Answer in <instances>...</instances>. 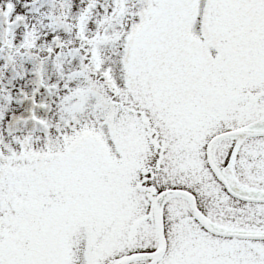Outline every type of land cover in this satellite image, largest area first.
<instances>
[{"label": "snow or ice", "instance_id": "snow-or-ice-1", "mask_svg": "<svg viewBox=\"0 0 264 264\" xmlns=\"http://www.w3.org/2000/svg\"><path fill=\"white\" fill-rule=\"evenodd\" d=\"M0 264H264V0H0Z\"/></svg>", "mask_w": 264, "mask_h": 264}]
</instances>
